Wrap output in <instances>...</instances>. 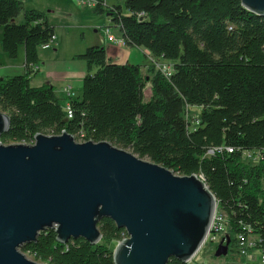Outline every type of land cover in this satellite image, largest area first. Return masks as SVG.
<instances>
[{"label":"trees","instance_id":"1","mask_svg":"<svg viewBox=\"0 0 264 264\" xmlns=\"http://www.w3.org/2000/svg\"><path fill=\"white\" fill-rule=\"evenodd\" d=\"M90 1L93 15L111 19L127 46L168 62L172 76L154 65L115 64L103 46L90 47L76 57L87 75L82 97L69 100L68 119L52 87L31 85L55 27L21 0H0L2 50L11 60L25 50V73L0 79V110L11 118L0 142L29 145L37 134L67 132L77 141L110 142L180 176L199 175L229 218L228 255L248 229L264 252V17L240 0H126L124 8ZM98 227L103 240L96 246L84 239L63 245L47 230L22 252L44 264H115L111 246L127 233L109 218Z\"/></svg>","mask_w":264,"mask_h":264},{"label":"water","instance_id":"2","mask_svg":"<svg viewBox=\"0 0 264 264\" xmlns=\"http://www.w3.org/2000/svg\"><path fill=\"white\" fill-rule=\"evenodd\" d=\"M264 17V0H240ZM11 118L0 110V137ZM218 201L199 175L180 176L110 142H78L67 132L37 134L33 144L0 142V264H44L25 245L54 230L66 245L103 240L109 218L127 237L113 251L115 264H187L203 247ZM230 236L215 257L228 255Z\"/></svg>","mask_w":264,"mask_h":264},{"label":"crops","instance_id":"3","mask_svg":"<svg viewBox=\"0 0 264 264\" xmlns=\"http://www.w3.org/2000/svg\"><path fill=\"white\" fill-rule=\"evenodd\" d=\"M21 1L24 2L26 10L44 12L49 24L55 27V36L51 45L39 50L40 61L37 64V72L31 78V85L35 88L43 86L52 87L55 90L57 98L65 109L71 98L76 99L83 95V81L87 75V65L85 62L76 59V57L83 54L90 47L103 46L106 49L109 60L119 65H143L144 69H147L149 66L154 65V62L162 61L159 59H153L150 53L143 48L136 51L130 46H119L115 43L109 42L107 36L103 34L102 31V34L105 35L104 37L100 36L88 40H85V37L83 36L84 34L78 38L79 35L77 36L74 33H71L70 29L72 26L69 22L73 23V25H76V27L81 30L86 29L87 27L98 28L99 25H102L92 19L95 15L92 14V7L89 6L88 2V4L86 3L88 0ZM105 2L108 7L120 5L124 8L126 0H106ZM58 9H61L62 11L58 12ZM57 13H59L66 23H69L63 24V27L65 28L64 30H56L57 26L53 18ZM125 14L128 13L125 12ZM19 19L20 17L16 21L19 22ZM105 20L108 22V25H105L106 27H100V29L112 28L114 32L113 35H115V26H113L111 19L105 17ZM97 32L98 31H96V33ZM118 32V36L116 35L115 37L121 38L120 30H118ZM2 38L3 29L0 28V49H2ZM3 54L2 50V53L0 52V67L5 65L3 66L5 73L1 75L3 70L0 71L2 77L0 79L10 78L25 73L24 47L19 49L18 58L20 59L17 62L11 60L7 54ZM165 65L170 64L165 62ZM147 92H149L148 99H150V88Z\"/></svg>","mask_w":264,"mask_h":264},{"label":"built area","instance_id":"4","mask_svg":"<svg viewBox=\"0 0 264 264\" xmlns=\"http://www.w3.org/2000/svg\"><path fill=\"white\" fill-rule=\"evenodd\" d=\"M87 2L89 3L90 7H93L94 3L92 1L88 0L86 1V3ZM103 33H105L109 42L115 43L119 46H126L125 40L122 37L121 38L115 37L112 34L110 28L103 29ZM53 40L54 38L45 47H49L51 43L53 42ZM155 65H156V69L160 71L167 79H169L172 76L173 68L171 65L160 64L161 67H159L158 64L154 63V66ZM69 97H70V92H69ZM66 113H67L68 119L73 117V112H72V109L69 103L66 108ZM80 139L81 141H78V142H84L82 141L84 139L83 135H81ZM228 150L232 152L231 149H228ZM245 156L252 162L254 161L258 162L259 160V156L256 153H246ZM228 232H229V218L227 214L224 213V211H222L219 208V204H218L216 211H215V215L213 218V223H212L210 232L207 236V239L202 249L205 246L215 247V249H217V247L226 238V236L229 235ZM246 233H239L236 235L235 245L232 248L233 258H232V262L230 263H233V264H264V252L259 248L260 239L257 236L253 235V233L250 232L249 229ZM187 264H205V263L198 261L197 256H195V258L189 261ZM206 264H210V263H206ZM214 264H217V263H214Z\"/></svg>","mask_w":264,"mask_h":264},{"label":"rangeland","instance_id":"5","mask_svg":"<svg viewBox=\"0 0 264 264\" xmlns=\"http://www.w3.org/2000/svg\"><path fill=\"white\" fill-rule=\"evenodd\" d=\"M58 12H60V11H62L61 9H58L57 10ZM125 12H126V10H125ZM22 16V15H21ZM20 16V19H19V22L18 23H23V21H24V19H23V17H21ZM92 19H94L97 23H100V24H102V25H99V27L98 28H92V27H87L86 29H83V30H81V29H79V28H77L76 27V25H73V23H71V22H69L70 24H71V33H74L75 35H79V37L78 38H80V36L81 35H83L84 37H85V40H88V39H92V38H98V37H100V36H105V35H103V34H105V33H103L102 34V32H103V29H100V27H106L105 25H108V22L105 20V17H102V16H93L92 17ZM53 20H54V22H55V24H56V30L58 31V30H64L65 28L63 27V24H69V23H66L65 21H64V19L63 18H61V16L59 15V13H57V15H54V18H53ZM118 28H115L114 30L116 31L115 32V35L114 36H118V30H117ZM96 31H98L97 33H96ZM102 31V32H101ZM111 31L113 32V30H112V28H111ZM112 34H114V32L112 33ZM120 35V34H119ZM133 48V50H136V51H139V49L140 48H138V47H132ZM0 52L2 53V49H0ZM4 53V52H3ZM22 53V52H21ZM5 54V53H4ZM3 54V55H4ZM7 57V56H6ZM140 57H141V54H140ZM20 58H18V59H16L15 60V62H17L18 60H19ZM153 59H155V58H153ZM156 61V60H155ZM155 64H158L159 65V67H161V65L160 64H165V62H163V61H157V62H154ZM153 63V64H154ZM3 66H5V65H3ZM0 67V71H2L3 70V68L4 67ZM141 66H143V65H141ZM156 66V65H155ZM5 73V70H3L2 72H1V75H3ZM1 75H0V78H2L1 77ZM148 89H147V91L149 90V88H150V86H148L147 87ZM148 96H149V92H147V94H146V101H148L149 99H148ZM199 112H200V110L198 109V108H194V109H192L190 112H189V117L192 119V123H193V128H195V121H196V119H197V117H198V115H199ZM248 156V155H247ZM246 159H248L247 157H246ZM249 160V159H248ZM253 163H257L256 161H254ZM116 246L117 245H112L111 247L115 250V248H116ZM215 253H216V249H215V247H209V246H205L203 249L201 248V250L199 251V253L196 255L197 256V260L198 261H200V262H202V263H210V264H214V263H217V264H233V263H230V262H232V258H233V253H230L229 255H227V256H225V257H220V258H217V257H215ZM25 254V253H24ZM29 259H31V260H33V261H36L32 256H30L29 254H25ZM36 262H38V263H41V262H39V261H36Z\"/></svg>","mask_w":264,"mask_h":264}]
</instances>
